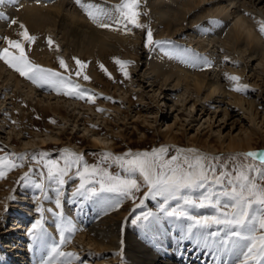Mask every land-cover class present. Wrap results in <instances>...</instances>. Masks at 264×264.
I'll list each match as a JSON object with an SVG mask.
<instances>
[{
  "label": "rangeland",
  "instance_id": "obj_1",
  "mask_svg": "<svg viewBox=\"0 0 264 264\" xmlns=\"http://www.w3.org/2000/svg\"><path fill=\"white\" fill-rule=\"evenodd\" d=\"M6 1L11 2V9L16 10L20 8L23 9L21 6L25 4L23 0H3V2ZM106 1L110 3L112 8L121 2V0ZM156 1L170 4L182 11L184 9L182 4L185 0H142L140 10L142 13H146V15H141V22L151 28L154 39L163 40L160 39L161 37L159 33H161V30H164L161 19L165 17L162 16L160 12L153 10L150 7V3ZM93 2L103 7L101 0H92V3ZM70 4L72 3L70 2ZM197 8L198 9L193 12L194 15H200L201 9L207 11L208 18L202 20L204 24L203 32H198L197 29H185L183 30L180 39L176 37L172 40H165L171 42L165 46H167L170 51H173L174 49L179 50V55L171 59L173 60L172 62L175 69L178 71H181L184 68L183 65L188 63V59H191V63L194 61L195 63H192L194 65L198 62L195 60L199 59L200 61L203 60L206 68H209L206 62H210L211 64L216 62L220 67V73H222L229 67L228 60L226 62L224 60L227 57V54L222 52L218 44L213 46V44L209 43L211 35L208 33L210 31H218L219 35L223 37L229 34L236 36L239 30L235 25L237 26L240 17L246 25L252 26L254 30L258 31V28H260L259 22L264 21V14L258 10H249L239 16L227 11L221 0H210L208 3L202 4ZM2 13L3 16H0V49L8 47L7 41L3 38L7 37L6 33H8L10 28L14 26L10 21L12 19L16 20L12 14L5 12ZM227 13L229 14L227 15ZM87 19L94 23L88 16ZM209 21L211 24H208ZM212 21H219V23L214 24ZM200 26L202 27V24H200ZM52 29L53 28L51 27L47 28L49 37L54 41V44L52 45H49L48 37L42 39L37 35L31 34L36 37V40L32 43H25V51L29 60L44 68L53 69L65 77H70V79L79 84L81 88L90 89V94L94 97L95 103L88 101L87 98L79 99L74 96L65 95L63 94V91L57 92L47 83L41 87L28 80L26 77L21 76L19 72L10 67L3 60H0V72L3 73V76L0 77V156L6 155L10 152H27L29 154L46 152L48 153L46 160L57 161L63 166L65 160H72L74 157L71 154L76 153L83 157L81 165H98L106 168L107 171L113 175L127 177L129 173L111 160L105 161L104 154L112 153L116 156H123L128 152L133 153V150L136 149H148L152 148L154 145L166 143L164 133L167 131L166 128L171 124L173 125V129H179L180 127L178 132H183L184 129L187 133L179 136L181 139L178 142L179 146L170 144L168 145L169 147H166L168 151L163 157L165 160H170L173 156H191L192 154H185L178 150H181L183 146H189L188 139L192 135L205 134L206 136L204 135V139L210 136L213 141H215L214 143L218 144L217 147L212 148L207 145H195L199 148L198 152L200 154L221 157V160L217 164L218 171L239 169L251 163L255 165V168L252 171L253 176L257 174L258 170L264 172V165H261L258 160H252L251 158L249 160H244V158L238 156L240 153L251 152L252 149L256 151L264 149V123L258 122L257 126H255L251 123L249 117H247L243 110L238 107H228L230 105L226 104L229 103L227 98L222 101L220 99L221 102H215L214 100L211 102L206 101V106L203 105V107L210 111H199L200 108L202 109V105H200L197 109H192L193 115H195V117H192L190 115L191 105L189 104V101L187 103L182 101L183 98H186L181 95L184 91L183 89L177 92L163 91L164 88L162 90L160 89V85H155L157 82L152 85L154 78H147L151 75H144L145 61L149 58L156 57V52L160 48H151L146 46V43L144 47L140 45L142 55L139 57L141 58V61H139V67L137 69L133 64V61L128 58L124 59V56L119 57L116 54H111L101 57L94 56L93 58H83L80 53H75L77 59L85 62V66L81 68V66L76 64L75 59L73 62V60L68 57V54L64 51L65 49L61 43V38L58 37L57 32H54V29ZM11 30L16 31L15 28H12ZM121 30L123 33L125 32L123 28H121ZM206 30L208 31L207 34L205 33ZM143 31H146V29H143ZM258 35L261 38L260 48H264L263 35L260 31ZM8 38H10L9 35ZM189 38L194 39V41L189 43ZM11 39L13 38L11 37ZM199 40L207 44V47L204 50L200 49L201 47L198 45ZM235 40L234 43L237 50L235 52L241 56L240 49H243V40ZM177 42L179 43L177 44ZM192 49L202 54L193 59L191 57L194 54ZM10 51L15 52L14 49H10ZM144 57L146 59H144ZM213 57H216V60L213 59ZM39 58H44L46 61L40 62ZM61 58L67 63V69L60 66L59 60ZM117 60L132 62L126 66L125 70L128 73L127 76L124 75L121 66L116 62ZM101 65H103V67H101ZM196 65L195 68L201 70V72L204 71L203 65ZM231 66L234 68L233 75L235 74V76H239L242 84H246L247 81L250 82H248L249 89L245 97H248L249 95L250 98L257 100L261 106H263H260L259 110L263 111L264 79L261 78L263 72L261 71L262 67L259 65L258 61L251 62L249 69L246 70L244 69V65L240 64V62H234ZM93 69L97 74H100L105 81L110 82L109 87H104L102 83H98L92 73ZM77 71L81 72L80 76L75 74ZM84 75L89 76L90 80L83 79ZM9 77L10 79H8ZM116 78L119 80L118 83L115 81ZM255 82L259 85H255ZM230 87V91L236 92L233 90V86L230 85ZM38 94L40 96H38ZM43 96L45 98L51 97V100L54 102L70 104L68 105L69 107L66 108L69 112H66L64 115L67 119L40 106L37 100L39 101L40 98H44ZM203 96L204 95L200 98L203 99ZM106 97H110L111 99H106ZM129 99L131 101H129ZM75 107L77 108L76 110H74ZM98 109H103V111ZM213 111H216V113ZM67 113H71L73 116H67ZM156 117H158L157 122ZM87 121L92 122L93 125H97L99 127V132L94 133L95 126L90 125ZM259 121H261V119ZM86 122V125L89 126V130H86ZM62 132L64 133L62 141L57 142L53 140L59 138ZM239 135L242 137L241 140H247L252 136V147L248 149L238 148L232 150L225 149L222 147V144H219L222 143L220 140L224 139L227 143L230 138H236V136ZM93 137L105 141V144L96 146L93 143ZM41 139H45L46 144L41 145ZM30 142L33 143L31 144ZM112 144L114 148L110 147ZM69 147H75L81 150V152L78 153L77 150L72 151ZM233 156H237V159L232 160L231 158ZM41 170H45L42 168V165L31 162L30 165L26 164L23 168L7 171L5 177L0 179V200H2L3 204L2 209L0 210V222L4 221V224L0 223V264H5L8 260L13 261L14 264H28L27 262H30V264H42V261L48 260L49 252L53 245L60 246V232L58 229L60 221L56 215H54V212L57 211H62L63 213L66 211L64 216L71 219L80 229V231L75 234L71 243L60 246L61 251H71L78 254L79 260H72L71 264H122L116 259L119 256L117 252L98 251L95 250V247L87 244L89 238L87 237V232L84 231L86 228L83 227L85 226L83 218H80L82 220L81 222L77 217H79V201L81 203L83 199L86 201H89V199L83 196H73L75 188L80 184V179L76 175V168H72L70 173L72 179H69L64 186L62 209H56L55 207L54 201L56 194L53 190L49 189L48 191L50 199L41 198L40 200H37V197L40 195L39 190L33 185L25 184L20 180V177L23 176L25 172L29 171H32L33 180H37ZM136 178L138 180L141 179L139 173H136ZM215 190L217 192L223 191L220 187H216ZM143 191L146 192L147 189L142 185L140 192L135 194V199L122 198L115 193H106L104 194V198L90 199L92 202L90 203L96 213L99 211H109L117 204L118 207L122 209L123 213L131 211L128 221L131 230H136L138 227H145L153 219L154 213L163 215L173 209H182L187 211L190 215L197 217L219 214L218 210L215 208H201L198 206L186 205L182 199L172 197L166 198L165 196H157L155 198L149 197L142 202V204L134 207V201L140 197V194ZM204 194H206L205 189H195L193 191H183L180 193L182 196H190L196 200H199ZM220 199L222 203L228 202L224 197H220ZM21 202L24 203L22 204ZM6 204H8L9 207ZM38 205H42L45 209H53L54 211H45L43 213V216L45 217L43 224L46 230V237L43 240H45L44 246L47 247V251L46 248L39 250L35 259H33L32 254L29 252L36 245V240L29 235V231L33 224L41 218L42 214L36 211ZM10 207H15L14 209L21 213L27 214L28 212L29 215L25 217H34L32 218V221H29L30 225L27 223V228L18 230L15 228V232L17 230L16 235L10 230H13L12 227L15 226L13 224L14 222L19 221L18 225L19 223L21 224L24 215L18 216V218L16 214L11 213L6 216L7 219L4 218V215L8 213ZM145 213H150L151 215H149L146 220L141 219L136 224L132 223L133 220L137 217H142ZM172 219L175 218L172 217ZM183 219L181 218L177 220L184 225L191 222L186 218ZM24 220V222H27L26 219ZM213 226L215 228L219 226L223 227V225ZM228 230L229 234L226 237H229L231 245L235 246V242L238 238L231 236L230 232L232 230ZM233 230L237 231L238 229ZM256 234L259 236L262 233L257 231ZM83 235L84 237H82ZM173 235L170 236L173 238ZM81 238L84 239L82 240ZM43 240L37 241L40 243ZM229 244H227L226 247H228ZM226 249L222 252L225 254V257L234 256L232 250L227 251ZM14 252L18 253L20 256H14L12 258L7 256L8 254L14 255ZM63 260V257L59 258V261ZM52 264H58L57 260L53 259ZM235 264H239V261L235 260Z\"/></svg>",
  "mask_w": 264,
  "mask_h": 264
},
{
  "label": "bare ground",
  "instance_id": "obj_2",
  "mask_svg": "<svg viewBox=\"0 0 264 264\" xmlns=\"http://www.w3.org/2000/svg\"><path fill=\"white\" fill-rule=\"evenodd\" d=\"M209 1L210 0H185L182 4L184 8L182 11L170 4L157 1L154 3L151 2L150 7L153 10H157L165 17L161 19L164 30H161V33H159L161 37L160 39L172 40L176 37L180 39V36L185 29H197L198 32H203L204 24L202 20L208 18L207 11L201 9L200 15H194L193 12L198 9L197 7H200L202 4H206ZM23 2H25V4H23L24 6H21L23 9L20 8L18 10L11 9L12 6H10L11 2L9 1L0 3V12L12 14L16 20L26 26L30 34L37 35L42 39L47 37L50 38L47 28H53L54 32H57L58 37L61 38V43L65 49L64 51H66L68 57H70L73 62L75 53H80L83 58L116 54L119 57L124 56V59L128 58L132 60L136 69L139 67V61H141V58L139 57L142 55L140 45L144 47L146 43V31H143V29H135L130 25L129 27L132 28L131 33H127L126 31L123 33L122 30L114 31L101 28L96 23L88 21L84 10L76 4L75 0H23ZM70 2L72 4H70ZM85 2H92V0H85ZM221 2L224 3V8L227 11L239 16L249 10H258L264 14V0H221ZM101 3L103 4V8L108 11L113 9L110 3L106 0H101ZM228 14L229 13H227V15ZM237 23L238 24L237 26L235 25V27L239 31L236 36L233 35L234 37L232 34L223 37L219 35L218 31H210L208 33L211 35L209 43L213 44V46L218 44L222 52L227 54V59L225 58L224 60L225 62L228 60L229 67L227 66L228 68L226 71L224 70L220 73V67L216 62L211 64L212 67L206 68L203 60L200 61L199 59L195 61H198L196 64L204 66L203 72L195 68L197 65L192 64L195 62L192 61L191 63V59L187 60L188 63L183 65L184 68L181 71H178L175 69L172 62L173 60L171 59L179 55V50L174 49L173 51H170L167 46H164L158 50L156 49V57L149 58L145 61L144 75H151L147 78H154L152 85L157 82L155 85H160V89L163 90L164 88L163 91L177 92L183 89L184 91L181 95L186 98H183L182 101L184 103L189 101V104L191 105L190 115L192 117H195L192 109H197L200 105H202V109L200 108L199 111H210L203 107V105L206 106V101L211 102L214 100L215 102H221L227 98L229 103L226 104L230 105L228 107H238L243 110L247 117H249L251 123L255 126H257L258 122L264 123V110H259L261 104L257 100L250 98L249 95L248 97H245L249 87L245 92H232L230 91V88H232L230 85L233 86V82L227 79L225 75H233L234 68L231 65H233L234 62H240V64L244 65V69L246 70L249 69L251 62L258 61L259 65L262 67L261 71L263 72L261 78L264 79V48H260L261 38L258 35L259 31L254 30L252 26L246 25L241 17ZM200 24H202V27ZM208 24H211L210 21ZM12 28H15L16 31H12ZM12 28H10V30L8 29L9 31L7 30V37L9 35V37H12L13 39L19 38L18 33H20L22 29L18 24L14 25ZM207 32L208 31L206 30L205 33L207 34ZM235 39L243 40V49H240L241 56L235 52L237 51L234 43ZM193 41L194 39L189 38V43H192ZM178 43L179 42H177V44ZM198 45H200L201 50H204L207 47V44L200 40L198 41ZM193 53V59L202 54L196 51ZM144 59L146 58L144 57ZM213 59L216 60V57H213ZM39 61L44 62L46 59L39 58ZM92 73L98 83H102L104 87H109L110 82L105 81L104 78L100 74H97L94 69L92 70ZM2 76L3 73L0 72V77ZM8 79H10V77ZM115 81L118 83V78H116ZM248 82L249 81H247L246 84L249 86ZM255 85L259 84L255 82ZM202 95H204L203 99L200 98ZM38 96L40 95L38 94ZM129 101L131 100L129 99ZM37 102H39L38 104L40 106L67 119L64 115L66 112H69L66 108L69 107L68 105L70 104L54 102L51 100V97L40 98ZM76 109L77 108L75 107L74 110ZM213 112L216 113V111ZM71 113H67V116H73ZM157 119L158 117H156V122ZM260 119L261 121H259ZM88 123L93 125L92 122ZM170 125L166 128L167 131L164 133L166 143L157 144L148 149H136L133 150V153H152L154 149H159L161 147L166 148L170 144L179 146L178 142L181 140L179 136L185 135L187 132L184 129L183 132H178L180 127L179 129H173V125ZM93 126H95L94 133L99 132V127L97 125ZM86 130H89V126L87 125ZM63 135L64 133L62 132L59 138L53 140L57 142L62 141ZM204 135L205 134L192 135L188 139L189 146H183L181 150L196 149L199 151V148H197L195 144L216 148L218 144L214 143L215 141H213L210 136L204 139L206 136ZM237 137H240V135L236 136V138H230L227 143L224 139L220 140L222 143L219 144H222V147L225 149L232 150L238 148L248 149L252 147V136L247 140H241L242 137ZM92 140L96 146L105 144V141L96 137H93ZM40 144H46V140L41 139ZM110 147L114 148L113 144L110 145ZM69 149L72 151L77 150L78 153L81 152V150L75 147H69ZM251 152L264 153V149L260 151L252 149ZM90 202V199L89 201L83 199L81 203L79 201V217H77L79 219L83 218V223L85 225L83 227L86 228L83 229L87 232L86 234L89 238L87 244L95 247V250L98 251L117 252L119 256L116 259L122 264H223L226 258L229 259L228 261L231 264H235V260L239 261L240 264L243 259L244 245L247 242L236 240L233 248L231 240L229 237H226L229 234V230L225 226H219L217 228L214 226L211 228H192L191 231H189V225L192 224L191 221L186 225L181 224L183 226L180 230L179 237L172 238L167 234V228H169V226H166L165 222H177L180 224L177 220L179 218L177 217L172 219V217H168L163 213V215L154 213L153 219L145 227H138L136 230H131L128 222L131 211L123 213L122 209L115 205L109 211H99L96 213L94 211L95 209L92 207V202ZM21 203L23 204L24 202ZM2 206V200H0V210L2 209ZM15 211L16 209L9 210L8 213L4 215V218L11 213H15ZM64 214H66V211ZM3 222L4 221H1L0 223ZM231 230L234 231L233 229ZM237 231L241 230L238 229ZM211 233H215V235H211ZM192 234L193 236L191 239ZM82 237H84V235ZM81 239L83 240L84 238ZM227 244H229L228 247H226ZM208 248L221 254L220 258H212L213 260H207L204 258ZM225 249L227 251L232 250L234 256L225 257V254L222 253ZM13 256L20 255L15 253L14 255H11V257ZM191 258L193 259L191 260ZM9 263L13 262L8 261L7 264ZM253 264H255V262ZM260 264H264V261H260Z\"/></svg>",
  "mask_w": 264,
  "mask_h": 264
},
{
  "label": "snow or ice",
  "instance_id": "obj_3",
  "mask_svg": "<svg viewBox=\"0 0 264 264\" xmlns=\"http://www.w3.org/2000/svg\"><path fill=\"white\" fill-rule=\"evenodd\" d=\"M75 2L85 11L89 19L101 28L114 31H120L123 28L127 33H131L132 28L129 27L131 25L136 29H146V46L163 48L166 44L171 43L170 41L154 39L151 28L141 22V15H146L140 10L142 0H121L111 11L96 3L85 2V0H75ZM0 3H3V0H0ZM0 16H3L2 12H0ZM10 23L18 24L22 31L18 33L19 38L17 39L3 38L7 41L8 47L0 49V60L19 72L21 76L41 87L47 83L57 92L63 91L65 95L79 99L87 98L88 101L95 103L94 97L90 94V89L81 88L70 77H65L53 69L44 68L29 60L25 51V43L34 42L36 37L31 35L26 26L18 20L12 19ZM212 23H219V21H212ZM259 23V31L264 34V21ZM52 44L54 41L49 38V45ZM10 49H14L15 52L10 51ZM73 59L81 68L85 66V62L75 57ZM116 62L121 66L124 75L127 76L126 66L132 62L122 60ZM206 63L207 66L211 67L210 62ZM59 64L65 69L68 67L62 58L59 60ZM75 74L80 76L81 72L77 71ZM225 75L227 79L233 82L234 91L245 92L248 89L247 84L240 82L239 76ZM83 79L90 80V77L84 75ZM106 99L111 98L106 97ZM98 110L103 111V109ZM167 151V148L161 147L154 149L152 153L128 152L123 156L105 153V161L111 160L118 164L119 167L129 173L127 177L113 175L106 168L98 165H81L83 157L76 153L71 154L74 157L72 160H65L61 166L57 161L46 160L48 156L46 152L32 154L10 152L0 156V179L5 177L7 171L23 168L26 164L30 165L31 162L42 165L46 171L41 170L37 180H33L32 171L25 172L20 180L39 190L40 195L37 200L41 198L50 199L48 191L49 189L53 190L56 194L54 201L56 209L63 207V189L68 180L72 179L70 173L73 167L76 168V175L80 179V184L75 188L73 196L92 199L104 198L106 193H115L122 198L135 199V194L140 192L143 185L147 189L143 196L145 200L149 197L165 196L166 198L182 199L186 205L217 209L219 214L213 216H192L182 209H173L168 211L167 215L192 221L193 223L189 225V231L192 228H211L213 225H223L228 229H240L241 231L230 232V235L238 238V241L247 242L244 245L243 259L240 264H253V262L260 264V261H264V172L258 170L257 174L253 176L252 171L255 165L251 163L239 169L218 171L217 164L221 157L200 154L196 149L178 150L192 155L173 156L170 160H165L163 157ZM238 156L244 160L250 158L258 160L261 165H264V153L246 152L240 153ZM231 159L235 160L237 156H233ZM136 173H139L140 180L136 178ZM216 187H220L223 191L217 192ZM195 189H205L206 194L202 195L199 200L180 195L183 191ZM220 197L226 198L228 202L222 203ZM36 211L42 215L33 224L29 235L35 240H43L46 237L43 213L54 210L45 209L42 205H38ZM54 215L60 221L58 225L59 245L71 243L80 229L71 219L66 218L62 211L54 212ZM149 215L151 214L145 213L142 217L133 220L132 223L136 224L141 219L146 220ZM257 231L262 234L258 236ZM211 235H215V233H211ZM60 246L53 245L50 249L49 259L42 261V264H52L53 259H56L58 264H71L72 260H79L77 253L61 251ZM60 257H63L64 260L59 261Z\"/></svg>",
  "mask_w": 264,
  "mask_h": 264
}]
</instances>
